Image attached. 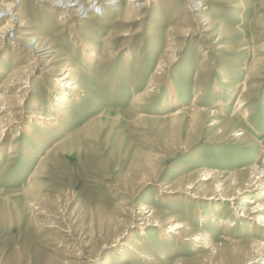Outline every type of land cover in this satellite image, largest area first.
<instances>
[{
	"label": "rangeland",
	"instance_id": "374dc122",
	"mask_svg": "<svg viewBox=\"0 0 264 264\" xmlns=\"http://www.w3.org/2000/svg\"><path fill=\"white\" fill-rule=\"evenodd\" d=\"M199 1H204L203 11L195 16ZM3 3L13 5L15 24L23 19L30 36L47 37L55 47L46 59L54 57L51 69L32 71L35 78L18 105L21 85L12 88L8 78L28 67L30 56L22 42L0 44V102L5 107L0 118L15 119L0 144V264H81L78 257L91 253L95 258L89 264H144L141 257H124L126 244L135 239L160 253V263L184 257L182 264H208L198 242L180 243L177 236L163 241L172 215L178 218L174 223L189 218L195 230L210 232L223 251L231 247L228 239L252 238L239 224L234 233H224L231 206L211 198L218 193L212 179H196L208 169L227 173L251 164L259 149L254 141L264 140V0H139L141 6L132 11L129 0H100L94 14L65 20L49 0ZM9 17H0V28ZM203 17L214 23L211 36V31L201 32ZM84 45L98 50L91 67L83 61ZM67 59L78 73H90L79 77L81 102L69 104L71 116L63 130L40 139L23 131L31 100L49 110L56 92L48 88L56 85V73ZM170 83L180 97L175 106L167 103ZM246 83V139L228 138L232 124L220 133L221 126L204 113L191 125L188 114L181 124L165 118L193 106L198 92L202 110L225 96L223 119L240 125L243 115H231ZM18 127L22 130L15 136ZM60 139L66 140L56 147ZM190 180L196 187L187 188ZM167 185L176 192H164ZM144 203L155 205L157 212L142 226L137 213ZM200 212L223 223L201 222ZM194 246L201 254L192 251Z\"/></svg>",
	"mask_w": 264,
	"mask_h": 264
},
{
	"label": "bare ground",
	"instance_id": "6f19581e",
	"mask_svg": "<svg viewBox=\"0 0 264 264\" xmlns=\"http://www.w3.org/2000/svg\"><path fill=\"white\" fill-rule=\"evenodd\" d=\"M4 1L5 0H0V17H3L4 15H11V18L9 17L8 20H6V23L2 25V27L0 28L1 29L0 44L7 40L12 41L14 44H16L17 42H22V45L26 48V52H28L30 56V65H28V67H26L24 70H21L22 68L19 69L18 71L15 70L16 72H14L8 78V82L10 83V86H12V88L14 86H17L18 84L21 85V89L20 91H18L17 96L18 98L19 97L21 98L18 99L21 100L19 101L18 105H23L22 100L25 97H27V93L30 90L27 87L31 86L32 78L34 77L32 71L34 69L37 70V68L40 69L41 72H46L49 71V69H51L50 63H52V59L54 57H52L50 60H46V59L48 55L54 52L53 48L55 46H54V42L48 39L47 37L44 38L41 37V35H35V34L30 36V32L25 30V28H23L25 27L24 26L25 24L23 23L24 22L23 19H19L20 25L15 24V19H17V14L13 10V5L4 4L3 3ZM49 1L52 2L53 6L58 7V9L61 10L59 12V14H61L59 17L60 20H65L66 18L72 15H78V17L85 18L87 16L85 14H87L89 11L94 14L96 12V9L101 7L99 6L100 0H49ZM129 1L133 2L130 3L131 11L132 9H135V7L141 6L139 4V0H129ZM203 3L204 1L203 2L199 1L195 5V8L193 9L195 16H199V13L203 11V8L201 6ZM55 7H53L52 10L58 11ZM239 7H243V3L242 4L240 3ZM91 16L92 15H90V17ZM206 21H208L206 24L203 23ZM200 29H203L201 31L202 33L211 31V34L209 35L211 36L212 34H214L213 33L214 23L209 19L203 17V21L201 22ZM97 52L98 50L96 47L84 45L82 47V52H81L83 53L84 64L87 65L88 67H91L94 60L96 59ZM62 65L63 67L61 71L56 73V75H59V77H57L55 80L56 85H53L52 87L50 86L48 88L49 91H54V93L56 92L55 99L51 101V105L48 106L49 110L46 111L45 109L43 110L42 108L40 109V107L43 106V104L39 103L38 101H35L34 98L31 100L32 102L31 107L33 108V110L31 111L30 116H28L29 122L26 123V126L24 127L23 131L29 134H33V133L38 134V137L40 139L47 136L48 132H51L53 130L55 131V130L64 129L66 123L65 120L69 118L70 115L69 114L70 112L68 110L69 104L70 105L71 103L73 104L76 100L79 101L77 102L79 104L81 102V97L79 95L83 87V84L79 82L80 80L79 77L84 76V74L90 75V73H88L85 70H82V72L80 71V73H78L77 66L71 62V59H67L66 62H64ZM38 77L42 78V76H38ZM246 85L247 83L244 84L240 88V90H238L239 95L235 101V106L233 107V112L231 115L232 118L239 114L243 115L244 121H242L240 125L236 124L234 121H232V119L229 120L223 119L224 107L227 105V101L224 99L225 96H223L224 98L218 97L216 99V102L214 101L213 103H210V109L202 110L200 109L202 106L199 108L198 104H196V100L200 94L198 92H195L196 98L193 101L194 104L193 106L191 105V107H189L190 105L185 106L183 104L184 111H182L183 109L178 111L174 110L175 112L168 113L165 116V118L167 120H174L173 121L175 122L174 124H181V120L184 117V114L185 115L188 114L190 117L189 123L191 125L193 121L197 123L195 119L204 113L209 117V120L213 122V125L221 126L220 129L218 130L220 133L223 130H225L227 124L230 125L232 124L231 129H229L230 131L227 135L228 138L230 139L232 138L233 140L246 139L247 131L244 130V127L250 121L249 120L250 110H248L247 104L244 103L245 102L244 94H246L245 92L247 90ZM217 89L218 87L216 86L215 90ZM21 91L24 92L21 93ZM167 92L169 93V97H170L168 98L169 101L167 103L169 104L171 103L174 106L180 103L179 100L180 97L178 95L175 86L172 83L169 84ZM75 106L80 107V105L78 106V104H76ZM2 108L5 107L1 105L0 102V110H2ZM37 108L40 110L37 111ZM198 121L200 120L198 119ZM229 121H232L233 123L232 122L230 123ZM14 122H15L14 118H0V144L3 141V137L6 135V132L9 129H11ZM16 129L17 130H15L14 132L15 136L18 135L17 131H19V129L22 130V128L18 127ZM65 140L66 139H60L56 143V147H60ZM254 142L256 143V145L259 146L258 147L259 149L257 153L254 155L253 158L254 160L252 161L251 164L227 173L219 170L217 171L215 169H208L205 172V176L203 178L200 177L196 179L198 181H211L210 179H212V183H213L212 185L213 187H215L214 191H217L218 193H214V195H211V198L222 199L223 201L228 202L229 205L231 206V207L229 206L231 217L228 214L227 215L229 219L232 220L228 224H226V230L224 231V233L225 234H227L228 232H231V234L234 233V231L232 230L233 227L239 224L242 226L243 230L249 231V235L252 236V238L250 237V240L248 241L239 238L228 239L231 247L227 251H223L221 248V244H219L212 238L210 232L202 228L199 230H195V228L191 226L192 223L189 218L186 219L185 221H178L174 223L172 221H176L178 218L175 215H172L171 218H169L168 220L172 224L169 225L167 228H164L166 229L167 232L164 233L163 241L177 236V240L180 241V243L188 244V243L198 242V244H196V247L203 248L207 252L201 254V251L203 250H197L195 246L194 248L191 249L192 251L200 252L199 254L205 257V260L208 261L207 262L208 264H264V140L261 142H257V141ZM12 148L14 147H11V149ZM43 159L44 158H42L41 161ZM260 160H262L261 163ZM39 171L40 170L38 169L35 172H33L31 177L39 174ZM41 171L43 170L41 169ZM149 181L150 180L145 181L144 184L147 183L149 184L150 183ZM30 185L31 182L29 183L28 188L30 187ZM195 185L196 184H194V180H190L189 184L187 185L188 186L187 188L194 187ZM212 185L209 184V186ZM173 187L174 186L167 185L166 188L163 187L164 188L163 191L168 193H172L173 191L176 192V189H174ZM193 191L195 190L192 191L188 190L189 194H193ZM241 200L244 201L243 207L239 205V203L241 204L242 202ZM188 202L190 201H188L187 199L186 203L188 204ZM156 212L157 211L155 205H152V203H148V204L144 203L140 211H138L137 213V215L141 217V219H143L144 224L142 226L149 223V221L155 218ZM114 217L115 216L111 218V221L114 220ZM211 218L212 219H207V214H205V212L203 213L200 212L201 222L207 220V222L212 224L214 223L218 227L220 226L221 223H223V220L219 217L212 216ZM225 236L226 235H223L221 238L225 239L226 238ZM129 242L130 241H128L127 244L124 242V244L129 245L126 251L124 252L125 259H129V258L135 259L141 257L140 260H142L144 264L169 263V257H166L165 261L163 263H160L158 256L160 253H154L152 251L146 250L147 246H144L146 244H143V241L141 239H135L134 242L130 244ZM89 243L90 240L87 242V246L89 245ZM94 256L95 255H92V253L90 255L81 254V256L78 257L79 263L89 264ZM186 260L187 259H185L184 257H180L177 258L173 262V264H182L185 263ZM98 264H110V263L106 262V263H98Z\"/></svg>",
	"mask_w": 264,
	"mask_h": 264
}]
</instances>
